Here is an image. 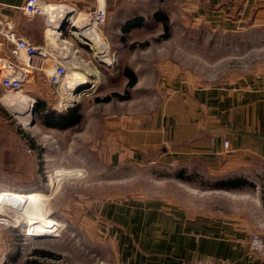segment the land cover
Here are the masks:
<instances>
[{
	"label": "rangeland",
	"instance_id": "374dc122",
	"mask_svg": "<svg viewBox=\"0 0 264 264\" xmlns=\"http://www.w3.org/2000/svg\"><path fill=\"white\" fill-rule=\"evenodd\" d=\"M156 10L168 18L166 35L151 17ZM245 14L241 0H117L103 7L101 17L87 14L107 43L110 64L71 34V22L63 27L64 38L98 73L91 90L82 89L75 99L67 96L63 86L49 84L50 67L20 87L0 82V194L8 189L45 193L38 220L56 230L26 234L25 212L3 201L19 223L9 232L10 255L21 250V264L34 258L38 264H128L132 250H146L141 242L147 238L149 207L180 203L194 208L221 200L224 193L210 190L227 177L226 170L218 175L193 161H157L153 158L162 151L153 149L162 144L139 150L128 138L134 137L136 146L161 139L169 121H178L183 91L233 83L248 65L264 60V38L248 40L242 19L228 22ZM135 16H142L144 24L124 30L126 20ZM54 53L62 62V53L67 55L69 70L78 65L64 47ZM127 69L136 75L129 88ZM16 92L34 100L30 110L1 101ZM105 96L110 99H96ZM71 109L80 113L75 124H45ZM22 117L29 118L27 124ZM35 249L51 256H35Z\"/></svg>",
	"mask_w": 264,
	"mask_h": 264
},
{
	"label": "crops",
	"instance_id": "0c3cea01",
	"mask_svg": "<svg viewBox=\"0 0 264 264\" xmlns=\"http://www.w3.org/2000/svg\"><path fill=\"white\" fill-rule=\"evenodd\" d=\"M35 1L42 9L28 13V0H0V27L10 28L35 46L49 45L46 39L49 29H53L49 18L53 13L46 7L67 6L73 9L75 17L92 12L96 15L102 1L104 6L117 2ZM241 4L246 14L233 20L228 18V22L242 19L248 40L264 38V0H241ZM0 55L8 56L1 34ZM247 69L233 83L183 91L178 121L173 120L172 124L169 121L161 139L137 141L140 146H136L134 137L128 138L131 147L139 150L162 144L160 156L153 158L157 161L173 165L193 161L216 170L218 175L223 170L228 174L221 179L223 184L218 183L210 190L225 194L218 197L221 200L217 203L209 200L194 208L180 203L149 207L147 238L142 237L141 242L146 250H132L128 264H264L263 258L247 247L251 233L264 234V60L248 65ZM224 140L228 141L226 147ZM138 154L130 153L134 157ZM138 226L139 223L134 226L136 233ZM10 229L16 230L0 226V264H21V250L9 254ZM17 243L24 244L20 239Z\"/></svg>",
	"mask_w": 264,
	"mask_h": 264
},
{
	"label": "bare ground",
	"instance_id": "6f19581e",
	"mask_svg": "<svg viewBox=\"0 0 264 264\" xmlns=\"http://www.w3.org/2000/svg\"><path fill=\"white\" fill-rule=\"evenodd\" d=\"M103 1L102 7L100 11L103 10ZM46 9L50 10L53 14L49 17L52 20L53 29H49V34L47 36V43L50 47H64L74 57V60L78 63L74 69H67L66 76L62 79V86L67 93V96L75 99L80 93L81 90H91L92 89V81H94L97 77V71L92 69V66L80 58L77 54V49L67 41L63 36V27L67 22H71V34L77 38L78 40L87 43L92 49H94V53L99 57L101 61H105L106 64H110L111 59L107 57V43L98 32L95 27V22L88 15H79L78 17L72 18V8H69L64 5L57 6H48ZM70 12V13H69ZM69 13V14H68ZM70 15L69 17H66ZM60 16V17H58ZM58 18V19H57ZM58 20V21H57ZM57 21V23H56ZM74 62V63H76ZM76 67H80L76 69ZM85 68V69H84ZM81 69V70H80ZM94 86V85H93ZM63 90V89H62ZM61 90V91H62ZM4 102V105L7 106L15 105V106H28L29 110L32 107V102L34 101L31 97L26 94L16 92L13 94H6L1 100ZM24 123L27 124L26 117L21 118ZM25 124V125H26ZM4 190V189H3ZM47 199V195L43 192L37 190L31 191H22V190H7L1 191L0 201H8L9 203H15L25 212L26 217L29 220V224L26 228V234L29 235H44L53 233L55 230V226L52 223L42 222L38 220V215L40 213V209L43 207L44 202Z\"/></svg>",
	"mask_w": 264,
	"mask_h": 264
},
{
	"label": "built area",
	"instance_id": "2783aa9c",
	"mask_svg": "<svg viewBox=\"0 0 264 264\" xmlns=\"http://www.w3.org/2000/svg\"><path fill=\"white\" fill-rule=\"evenodd\" d=\"M41 6L35 0H28L26 12L35 13L41 10ZM97 17L102 16V12L97 11ZM0 34L4 38V46L8 51V56L0 55V82L5 86H21L28 82L37 71L44 72L50 67L47 74L48 81L53 86L62 84V79L66 76L67 61L66 54L62 53L64 62L60 61L54 48L46 43L41 46H35L23 37L16 35L10 28L2 29ZM63 48V47H62ZM61 49V48H60ZM226 147L228 141L224 140ZM10 212L5 204L0 202V226L13 227L18 226V222H13ZM13 222V223H12ZM247 247L251 253H254L264 260V234L253 232L247 240Z\"/></svg>",
	"mask_w": 264,
	"mask_h": 264
},
{
	"label": "trees",
	"instance_id": "16d2710c",
	"mask_svg": "<svg viewBox=\"0 0 264 264\" xmlns=\"http://www.w3.org/2000/svg\"><path fill=\"white\" fill-rule=\"evenodd\" d=\"M153 20L160 22L163 25V28L165 30L166 33H164L165 35L167 34V30H168V18L166 17V15L164 13H162L161 11L156 10L153 15L151 16ZM142 24H144L143 21V17L142 16H135L133 18L128 19L124 25H123V29L126 30L127 28H132V27H136V26H141ZM125 74L128 78L127 80V88L132 87L134 85V83L136 82V75L129 69H127L125 71ZM113 95L123 98L125 95H120L118 93H113ZM97 100H103V101H107L110 99V96H105L103 98H99L96 97ZM80 118V113H78L76 111V109H71L69 111H67V113L65 114H61L58 117H52L50 120L46 119L45 120V124L47 126L50 127H67V126H71L73 124H75ZM163 147L160 146L156 149H153L154 153L160 152L162 151ZM33 254L35 256H41V257H45V256H51L50 252L44 251V250H38L35 249L33 251ZM38 264L37 258L31 259L30 261H25L23 264Z\"/></svg>",
	"mask_w": 264,
	"mask_h": 264
},
{
	"label": "water",
	"instance_id": "95a60500",
	"mask_svg": "<svg viewBox=\"0 0 264 264\" xmlns=\"http://www.w3.org/2000/svg\"><path fill=\"white\" fill-rule=\"evenodd\" d=\"M33 110V109H32Z\"/></svg>",
	"mask_w": 264,
	"mask_h": 264
}]
</instances>
